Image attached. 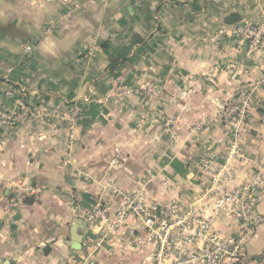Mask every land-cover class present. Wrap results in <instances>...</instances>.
Wrapping results in <instances>:
<instances>
[{"label": "crops", "instance_id": "crops-1", "mask_svg": "<svg viewBox=\"0 0 264 264\" xmlns=\"http://www.w3.org/2000/svg\"><path fill=\"white\" fill-rule=\"evenodd\" d=\"M263 22L264 0H0V264H152L133 220L88 246L89 214L140 186L237 236L199 199L264 176V42L249 54L235 33ZM254 88L228 160L221 111ZM258 212L245 264L264 254V191Z\"/></svg>", "mask_w": 264, "mask_h": 264}, {"label": "built area", "instance_id": "built-area-1", "mask_svg": "<svg viewBox=\"0 0 264 264\" xmlns=\"http://www.w3.org/2000/svg\"><path fill=\"white\" fill-rule=\"evenodd\" d=\"M235 33L247 40L249 54L261 51L264 22L238 27ZM256 90L254 88L250 94H245L243 102L227 105L221 111L222 120L235 138L228 160L241 156L240 141ZM20 105L23 106L24 102L20 101ZM2 114L0 112V116ZM232 177L227 174L224 180L232 181ZM220 182L221 179L216 177L213 187L205 191L199 201L206 200V207L210 208L214 217L228 220L237 230L235 237L223 236L216 230L214 218L207 216L205 208L193 206L183 214L178 202L164 206L148 197L145 187L140 186L121 193L120 206L114 214L102 206L89 214L88 222L96 224L102 237L91 238L88 246L95 248L108 243L113 247L112 239L128 220H133L143 229V236L138 238L137 243L155 245L150 255L152 264H245L247 244L254 237L256 227L263 222L258 205L264 191V176L259 172L251 181L231 192L220 190ZM252 261L264 264V254Z\"/></svg>", "mask_w": 264, "mask_h": 264}, {"label": "water", "instance_id": "water-1", "mask_svg": "<svg viewBox=\"0 0 264 264\" xmlns=\"http://www.w3.org/2000/svg\"><path fill=\"white\" fill-rule=\"evenodd\" d=\"M76 241L81 242V237L80 236L79 237H76ZM82 242H83V238H82ZM76 248H81V247L80 246H76Z\"/></svg>", "mask_w": 264, "mask_h": 264}]
</instances>
